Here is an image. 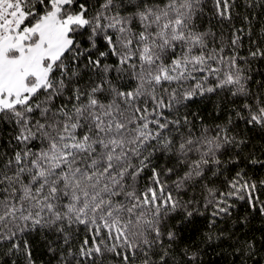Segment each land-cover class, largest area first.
I'll use <instances>...</instances> for the list:
<instances>
[{
	"label": "snow or ice",
	"instance_id": "6c2138e0",
	"mask_svg": "<svg viewBox=\"0 0 264 264\" xmlns=\"http://www.w3.org/2000/svg\"><path fill=\"white\" fill-rule=\"evenodd\" d=\"M0 264H264V0H0Z\"/></svg>",
	"mask_w": 264,
	"mask_h": 264
},
{
	"label": "trees",
	"instance_id": "16d2710c",
	"mask_svg": "<svg viewBox=\"0 0 264 264\" xmlns=\"http://www.w3.org/2000/svg\"><path fill=\"white\" fill-rule=\"evenodd\" d=\"M253 223H254L255 227H257V228L261 227V221L257 220V221H254ZM211 258L214 260L217 259V257L214 255Z\"/></svg>",
	"mask_w": 264,
	"mask_h": 264
}]
</instances>
